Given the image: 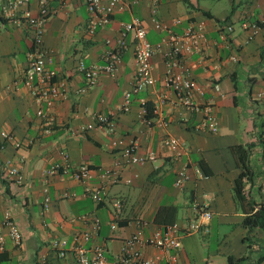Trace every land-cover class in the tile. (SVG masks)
Masks as SVG:
<instances>
[{
    "label": "crops",
    "instance_id": "obj_1",
    "mask_svg": "<svg viewBox=\"0 0 264 264\" xmlns=\"http://www.w3.org/2000/svg\"><path fill=\"white\" fill-rule=\"evenodd\" d=\"M121 1L129 6L114 10L108 22L91 33L85 0L50 1L56 12L44 25V65L55 70L53 79L61 83L64 96L48 107L36 102L23 82L31 28L21 11L35 12L37 0L23 2L10 15L0 11V131L8 134L0 135V219L7 215L21 233L19 242L13 243L6 229H1L0 264H41L40 260L77 264L69 246L75 234L89 229L93 216L98 228L84 245H101L108 264H113L123 240L136 229L134 216L146 221L145 235L171 222L184 226L196 215L195 203L206 204L210 211L204 224L182 233L178 248L143 244L141 254L153 264H219L224 261H216L203 250L207 249L205 237L214 232L218 237L214 254L225 259L226 254L238 256L249 250L240 264L252 263L264 252L259 249L264 245V229L250 230L252 243L247 248L243 212L232 197L239 167L230 146H249L253 177L245 188L253 200L264 203V104L257 96L264 88V24L250 37L239 26L242 18L264 12V0H229V10H212L210 0ZM131 16L140 19L151 43L166 35L160 24L180 31L189 20L202 23L205 39L198 51L186 56L185 65L196 84L190 98L198 106H211L212 127L202 124V110L186 108L167 85L162 50L153 51L150 58L153 83L132 88L135 62L130 31L125 33L115 70L97 72L95 81L79 90L84 85L79 63L84 68L104 64L105 50L116 43L122 23ZM225 22L233 30L220 39L219 28ZM125 92L129 93L128 107L121 110ZM144 102L152 107L149 117L144 115ZM37 107L48 117L37 115ZM99 113L111 120L112 131L105 124H95ZM168 136L175 137L179 145L166 144ZM130 142L135 143V152H152L153 158L124 163L116 180L106 186L105 199L95 202L85 188L99 184L97 171L111 166ZM62 152L67 155L66 170L46 173L54 162L62 161ZM78 164L89 168L90 175L84 180L70 174ZM180 169L189 178L176 187L173 181ZM113 198L121 200L117 217L110 207ZM110 220L115 221L114 227L109 226ZM53 241L63 242V255H57ZM259 264H264V258Z\"/></svg>",
    "mask_w": 264,
    "mask_h": 264
},
{
    "label": "built area",
    "instance_id": "obj_2",
    "mask_svg": "<svg viewBox=\"0 0 264 264\" xmlns=\"http://www.w3.org/2000/svg\"><path fill=\"white\" fill-rule=\"evenodd\" d=\"M27 0H0V11L5 15H10L14 9L20 6ZM51 0H37V7L35 12H31L27 8L22 9L21 16L26 20L31 28L30 49L27 52V65L24 69V84L28 86L31 94L34 96L36 102H44L48 107L52 104L53 100L58 97L64 96V91L60 88L61 83L54 80L55 70L45 67V57L47 50L43 46L42 36L44 32V25L47 17L56 12V8L50 5ZM129 2L121 0H85L86 9L89 13L87 20L88 32H93L97 26L103 25L108 22L111 14L116 9L128 7ZM178 22V19L174 20ZM155 25L158 24L154 20ZM260 24H264V12L253 16L252 18H242L239 21L241 29L247 32V37L254 34ZM165 30L166 35L151 43L145 36V29L137 16L122 23L120 33L115 40L116 43L105 50V62L99 66H90L84 68L81 63L78 67L84 69V85L79 88L83 91L86 87L90 86L96 79L97 72L103 71L112 73L120 59V48L124 46V36L127 31L132 32L134 39L133 55L135 62V69L132 77V88L138 90L153 83V76L151 74V55L155 50H162L166 70L165 81L170 89L174 92L177 99L182 105L191 110H202L203 125L212 127L215 123V118L211 110V106L203 103L198 106L190 98L192 91L196 89L194 80L189 76L187 67L185 65V58L187 55L196 52L200 49L204 39V28L201 22L187 21V23L180 29V31H173L166 24H160ZM233 30L230 22H225L219 28L220 39H226L230 32ZM106 43L109 39L105 40ZM234 59L233 56H230ZM217 89V85L214 84ZM128 92L123 95L122 103L119 108L126 110L128 107ZM257 96L264 104V88L257 91ZM35 113L40 116L48 117L40 107H37ZM95 124H105L107 131H112L113 123L103 113L95 116ZM89 126V124H88ZM0 135L8 137L5 131H0ZM119 142V141H118ZM165 143L171 148L179 145L178 140L173 136H168ZM62 161L54 162L48 167L45 172L52 174L57 172L59 168L66 170L67 168V155L62 152ZM152 152L141 154L135 152V143L130 142L125 144L120 151V158L113 161L111 166L104 167L97 171L99 177V184L92 187H86L85 191L95 202H102L106 195V186L115 181L118 173L124 163H141L145 160L153 158ZM70 174L79 180L86 179L90 173L89 168L85 164H78L72 167ZM189 178L185 170L180 169L176 172L173 184L176 187H181L182 183ZM264 187V183H263ZM67 195L66 192L63 193ZM113 217L117 214L121 207V200L113 198L110 201ZM196 215L193 220H190L184 226H180L177 222L165 224L160 230H155L147 234L142 233L146 221L141 216H134V223L136 229L129 234L122 242L119 252L114 255L112 259L113 264H153L152 259L145 257L139 251L140 245L148 244L161 249L178 248L180 245V235L182 233H189L202 224H204L209 216L210 211L206 204H194ZM89 229L82 230L72 237L70 249L72 250L77 264H108L107 259L103 255V247L101 245H93L86 247L84 241L88 238L91 232L98 228V219L96 217L89 218ZM109 226L114 227L115 221L110 220ZM5 228L7 235L13 241L18 243L21 238V233L15 223L5 215L0 219V242L3 239L1 229ZM52 246L57 248V255H63L64 247L63 242L53 241ZM41 264H45L40 260Z\"/></svg>",
    "mask_w": 264,
    "mask_h": 264
},
{
    "label": "trees",
    "instance_id": "obj_3",
    "mask_svg": "<svg viewBox=\"0 0 264 264\" xmlns=\"http://www.w3.org/2000/svg\"><path fill=\"white\" fill-rule=\"evenodd\" d=\"M144 105V115L149 117L152 115V107L147 102ZM231 153L234 157L236 166L239 167V172L234 178L232 186V197L236 206L243 212L242 225L246 228V233L243 239L246 240V247L251 248L252 240L249 239L250 230L253 228L264 229V203L255 201L245 188V184L251 182L253 172L248 164L249 146L236 143L230 146ZM249 251V250H248ZM242 253L238 256L226 254L225 261L219 264H240L248 257L249 252ZM264 258V252L258 254L249 264H259Z\"/></svg>",
    "mask_w": 264,
    "mask_h": 264
},
{
    "label": "rangeland",
    "instance_id": "obj_4",
    "mask_svg": "<svg viewBox=\"0 0 264 264\" xmlns=\"http://www.w3.org/2000/svg\"><path fill=\"white\" fill-rule=\"evenodd\" d=\"M237 0H234V2L236 3ZM180 4H182V1L180 2ZM210 4L212 5L211 9L212 10H221V9H226V10H229V7H230V2L229 0H210ZM240 5L236 4L235 7H239ZM233 27L234 29H236L238 27V22L237 20L234 19V22H233ZM111 207V205H110ZM214 231V230H211V232ZM195 236L199 239H201V235H198V233H195ZM205 240L207 241V249H204V251H208L210 254H213L211 255L212 257H214V259H216V261H225V259H223V256L221 254H214L215 251H216V246H218V237L217 235L212 232L210 235H208L207 237H205ZM261 251H264V245H261L260 248H259ZM201 252H202V249H201Z\"/></svg>",
    "mask_w": 264,
    "mask_h": 264
}]
</instances>
